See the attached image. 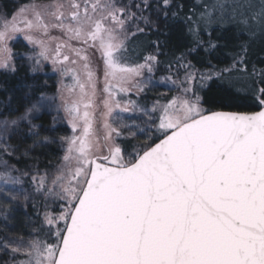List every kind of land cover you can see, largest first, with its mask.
Here are the masks:
<instances>
[{
  "label": "snow or ice",
  "instance_id": "snow-or-ice-1",
  "mask_svg": "<svg viewBox=\"0 0 264 264\" xmlns=\"http://www.w3.org/2000/svg\"><path fill=\"white\" fill-rule=\"evenodd\" d=\"M52 31L66 38L55 47ZM18 35L39 47L25 57L33 77L50 62L75 98L25 83L21 106L9 96L0 111V264H264V0L0 8V70L16 71ZM161 88L179 95H151ZM248 99L259 110H222ZM53 145L59 162L44 164Z\"/></svg>",
  "mask_w": 264,
  "mask_h": 264
},
{
  "label": "trees",
  "instance_id": "trees-1",
  "mask_svg": "<svg viewBox=\"0 0 264 264\" xmlns=\"http://www.w3.org/2000/svg\"><path fill=\"white\" fill-rule=\"evenodd\" d=\"M46 1V0H38V2ZM32 2V0H0V7L3 8L6 12H12V10L19 5L22 4H28ZM185 3L187 5H191L193 3V0H185ZM216 33H213V36L215 37ZM232 36L231 32L226 31L224 33L225 40L230 39ZM207 39V36L204 37ZM21 41L22 40H18ZM13 53H14V59H15V68L16 71L14 73L12 72H6L4 70L0 71V111L5 110L4 106L8 102V97H12V108H18L23 103V85L25 83H36L38 86L43 88V91L46 95L49 97L58 96V88H57V81L54 75H51L49 73V69L47 67L42 68L39 73L33 77V75L29 72V64L30 61L26 60L25 57L28 55L35 56L36 51L33 47H30L24 43H18L17 41H14L12 43ZM147 54V53H145ZM203 61V57L196 58V66L200 70H205L201 67ZM227 57L220 53L216 58H214L213 63L220 64L223 66L224 63H227ZM163 72V69L161 70ZM160 73H157V76H159ZM160 89H157L151 95L155 96L157 92H159ZM178 92L175 91H169L168 93H165V96H176ZM216 90L214 89L213 92L210 94L211 96H215ZM131 99H138V97L133 94L130 97ZM163 102V101H162ZM56 105L58 106V99L56 100ZM222 110H238V111H257L259 110V105L252 99H248L245 101V106L238 108V109H222ZM54 114V112H53ZM51 120L50 115H46L44 120L42 121L46 126L49 124ZM60 128V135L67 136L70 134V128L69 126L64 122H62ZM39 151H43L46 153L44 157H42V161L44 164H47L49 161L53 165L57 164L59 161L60 156L62 155L61 149H59L57 146L53 145L48 149H41Z\"/></svg>",
  "mask_w": 264,
  "mask_h": 264
},
{
  "label": "rangeland",
  "instance_id": "rangeland-1",
  "mask_svg": "<svg viewBox=\"0 0 264 264\" xmlns=\"http://www.w3.org/2000/svg\"><path fill=\"white\" fill-rule=\"evenodd\" d=\"M48 0L46 1H41V3H47ZM29 4V3H28ZM28 4H22V5H19V6H24V5H28ZM18 6H16L14 9H16ZM1 8V7H0ZM13 9V10H14ZM12 10V12H13ZM10 12V13H12ZM9 13V12H7ZM51 37H55L56 39L55 40H52L50 41V44L52 47H55V44L56 43H59L61 42L62 40L66 39L60 32L58 31H52L50 33ZM18 40H22L21 41H18ZM14 41H17L18 43H24L30 47H33L36 51V53L39 51V47L37 45H33V44H30L28 43L22 35H18L16 38H14L13 40H11L9 42V48L11 50L10 52V55L12 56V59H13V64L15 65V59H14V53H13V48H12V43ZM75 43V42H73ZM89 55L91 56V59L93 61V67L98 69L101 67V60H100V57L98 54L96 55H93L92 54V51L89 50ZM47 67L49 70V73L51 75H54L55 78H56V81H57V88H58V96L60 95V90L62 88H64V98L65 100H68V101H71L73 98H75V94H70L69 93V89H72L75 87V82L74 80L72 79V77L70 75L68 76H65L61 73H59L58 71L55 70V68L53 66H51L50 62H46L42 68H45ZM2 71V70H0ZM98 75H100L98 73ZM103 78H102V75H100V79H99V82H98V91H97V97H96V104H95V107L94 109H91V111H93L95 113V120H94V128H93V131L95 133V136L98 140V144H99V148L103 153H106V148H105V141L103 139L104 135H105V129L103 128V123H104V111L105 109L103 108V104H102V100L106 97V93H103L102 92V89H103ZM159 92H163L164 94L165 93H168L169 91H167L166 89H163L161 88ZM179 95V93L177 94ZM58 103L60 104L61 101L58 99ZM58 104V105H59ZM124 115H127V114H124ZM63 123L65 121H62ZM62 122L60 123L59 126H61ZM69 128H70V134H68L67 136H71L73 134V131H72V128H71V124L68 123V122H65ZM59 162V161H58Z\"/></svg>",
  "mask_w": 264,
  "mask_h": 264
}]
</instances>
